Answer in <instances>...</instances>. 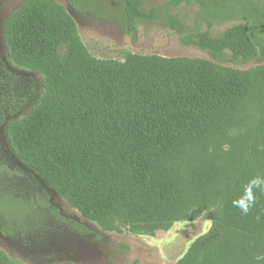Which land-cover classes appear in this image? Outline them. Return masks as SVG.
Here are the masks:
<instances>
[{"label": "trees", "instance_id": "trees-1", "mask_svg": "<svg viewBox=\"0 0 264 264\" xmlns=\"http://www.w3.org/2000/svg\"><path fill=\"white\" fill-rule=\"evenodd\" d=\"M67 1L76 13L111 17L95 0ZM184 4L199 7L207 30L191 31L172 13ZM163 17L183 45L213 60L97 59L63 5L26 0L8 17L5 39L17 65L43 76V91L0 55V118L28 110L8 125L11 145L32 173L107 231L123 222L138 233L167 232L224 199L216 239L195 245L180 264H264V161L234 151L239 134L250 132L248 110L264 90V67L220 63L227 54L231 63L264 61V0H169L148 11L143 0H122L127 35ZM216 23L235 24L213 34ZM37 204L75 232L91 233L61 218L44 194L23 203L0 193V234H25Z\"/></svg>", "mask_w": 264, "mask_h": 264}, {"label": "rangeland", "instance_id": "rangeland-1", "mask_svg": "<svg viewBox=\"0 0 264 264\" xmlns=\"http://www.w3.org/2000/svg\"><path fill=\"white\" fill-rule=\"evenodd\" d=\"M25 1L3 0L0 3V55L12 72L33 81L41 95L43 76L28 66L17 65L5 39L8 17ZM56 1L73 17L82 42L97 59L123 61L131 53L213 60L210 52L183 45L180 36L168 28L166 17L156 22H143L136 35H127L121 19L122 0H95L102 10L110 13L108 19L98 18L91 13H76L67 0ZM168 1L143 0L144 10L162 8ZM172 13L185 19L191 31L207 30L196 4L181 5ZM234 24L216 23L211 31L219 34ZM229 58L230 54H227L220 63L241 71L264 67L262 60L231 63ZM27 111L0 118V158L9 166V171L0 173V193L23 203L36 201L38 194H44L61 218L83 223L91 233L81 235L75 232L55 213L37 204V213L31 218L25 234L13 237L0 234V264H180L195 245L216 239V224L227 212V201L224 199L208 207L199 217L178 222L169 231L154 234L134 232L123 222H117L116 229L107 231L85 219L16 155L9 139L8 125L22 120ZM248 113L250 132L239 134L234 151L245 159L257 157L264 161V90L257 94Z\"/></svg>", "mask_w": 264, "mask_h": 264}]
</instances>
